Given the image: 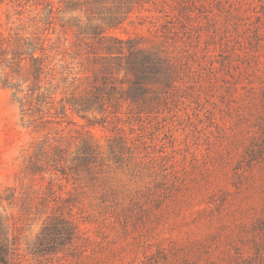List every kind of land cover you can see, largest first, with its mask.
<instances>
[{"label": "rangeland", "instance_id": "374dc122", "mask_svg": "<svg viewBox=\"0 0 264 264\" xmlns=\"http://www.w3.org/2000/svg\"><path fill=\"white\" fill-rule=\"evenodd\" d=\"M102 35L170 58L152 110L121 101L82 118L60 102L99 75ZM0 39L46 40L52 93L29 124L0 85L5 264H264V0H0ZM82 141L103 157L93 180L23 172L40 142L72 167Z\"/></svg>", "mask_w": 264, "mask_h": 264}, {"label": "trees", "instance_id": "16d2710c", "mask_svg": "<svg viewBox=\"0 0 264 264\" xmlns=\"http://www.w3.org/2000/svg\"><path fill=\"white\" fill-rule=\"evenodd\" d=\"M45 41L36 45L33 41L25 39L21 45L15 46L8 41L3 47V39H0V85L12 91L14 96L20 95L18 101L22 112L31 118L29 124L35 122L36 119L33 117L39 114L40 106L49 103L46 99L52 98V93L45 87L46 83L41 84L45 78L43 75L49 70V64L46 63L48 48ZM97 41L106 54L99 75H93L88 83V89L82 93H64L60 102L82 118L89 112L102 113L106 106L115 111L121 101L134 105L139 112L152 110V102L158 98V92L154 90L150 98L148 85L169 88L174 78L175 69L167 54L158 48L144 47L139 39L131 37L120 39L102 35ZM119 70H123L125 76L130 75V78L113 77L114 72ZM122 84H127V87L118 86ZM89 125H92L91 122ZM45 144L40 142L35 147L25 163L24 173H36L47 167L61 175H66V171L80 170L93 180L91 167L101 165L103 162V157L97 149L87 141H82L76 156L71 160L75 162L74 165L67 167L64 166L65 148L59 146L45 148ZM117 148L112 145L108 149V155L116 160L118 154L123 153L122 147ZM1 232L0 224V264H5L7 247ZM53 242L54 240H51L41 250H51L55 247ZM43 243L40 241V245Z\"/></svg>", "mask_w": 264, "mask_h": 264}]
</instances>
